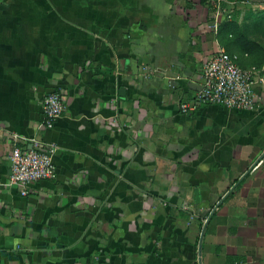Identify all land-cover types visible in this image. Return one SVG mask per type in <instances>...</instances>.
<instances>
[{
    "label": "crops",
    "instance_id": "crops-1",
    "mask_svg": "<svg viewBox=\"0 0 264 264\" xmlns=\"http://www.w3.org/2000/svg\"><path fill=\"white\" fill-rule=\"evenodd\" d=\"M219 1L264 25V0ZM211 5L0 0V264H264V106L180 111L209 55L264 62L263 36L208 28ZM32 140L56 147L55 177L22 195L8 157Z\"/></svg>",
    "mask_w": 264,
    "mask_h": 264
},
{
    "label": "built area",
    "instance_id": "built-area-1",
    "mask_svg": "<svg viewBox=\"0 0 264 264\" xmlns=\"http://www.w3.org/2000/svg\"><path fill=\"white\" fill-rule=\"evenodd\" d=\"M214 10L210 14V28L218 32L221 22L230 21L237 3L223 5L219 0H207ZM238 56L225 50L209 55L201 65V86L190 101L180 105L182 114L193 113L203 105H218L230 110L255 111L264 106V64L261 67L242 68ZM40 126L51 129L65 110L64 95L49 92L41 104ZM56 147L32 140L31 149L14 147L10 162L9 184L28 194L29 184L55 177L53 156Z\"/></svg>",
    "mask_w": 264,
    "mask_h": 264
},
{
    "label": "trees",
    "instance_id": "trees-1",
    "mask_svg": "<svg viewBox=\"0 0 264 264\" xmlns=\"http://www.w3.org/2000/svg\"><path fill=\"white\" fill-rule=\"evenodd\" d=\"M209 8L211 9V11L214 10V7L211 5L209 6ZM222 29H224L225 31H227L229 34H231V36L235 35V34H238L239 35V39H236L237 42L241 43V42H244L242 41L244 39V33H243V30L241 28H238V26H236L234 20L232 21H228L226 22V24L224 23L223 24V27ZM231 41V40H230ZM228 52V51H226ZM229 53V52H228ZM232 54V53H231ZM264 64V62L262 61L261 63H259L258 65H256L255 67H261L262 65Z\"/></svg>",
    "mask_w": 264,
    "mask_h": 264
},
{
    "label": "rangeland",
    "instance_id": "rangeland-1",
    "mask_svg": "<svg viewBox=\"0 0 264 264\" xmlns=\"http://www.w3.org/2000/svg\"><path fill=\"white\" fill-rule=\"evenodd\" d=\"M260 24H264V23L261 22ZM255 25L256 24H254L250 27L248 26L247 28L243 29L244 35L250 37L253 40L254 39L258 40V38L260 36H263V39H264V25H261L260 28H257ZM260 39H262V38H260Z\"/></svg>",
    "mask_w": 264,
    "mask_h": 264
},
{
    "label": "water",
    "instance_id": "water-1",
    "mask_svg": "<svg viewBox=\"0 0 264 264\" xmlns=\"http://www.w3.org/2000/svg\"><path fill=\"white\" fill-rule=\"evenodd\" d=\"M263 155H264V152H263L262 156H263ZM262 156H261V157H262ZM215 207H217V206H215ZM210 216H211V214L209 215V217H208L207 220L205 221V224H204V226H203V228H202V232H201V235H200V243H199V246H198V255H200V253H201V240H202V238H203V234H204L205 226H206L207 222L209 221Z\"/></svg>",
    "mask_w": 264,
    "mask_h": 264
}]
</instances>
